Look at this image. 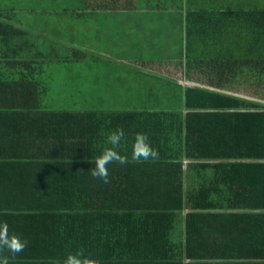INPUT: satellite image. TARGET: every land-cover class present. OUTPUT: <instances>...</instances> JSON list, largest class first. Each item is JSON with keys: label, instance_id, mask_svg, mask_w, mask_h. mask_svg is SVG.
Instances as JSON below:
<instances>
[{"label": "trees", "instance_id": "16d2710c", "mask_svg": "<svg viewBox=\"0 0 264 264\" xmlns=\"http://www.w3.org/2000/svg\"><path fill=\"white\" fill-rule=\"evenodd\" d=\"M117 1L105 3L177 13L185 34L169 56L182 83L133 68L175 90L179 109L80 107L75 96L52 110L44 58L91 54L33 42L20 15L50 4L0 0V224L26 241L18 253L0 245V257L264 264V0ZM117 131L121 159L104 182L92 161ZM138 134L155 157L133 158Z\"/></svg>", "mask_w": 264, "mask_h": 264}, {"label": "crops", "instance_id": "0c3cea01", "mask_svg": "<svg viewBox=\"0 0 264 264\" xmlns=\"http://www.w3.org/2000/svg\"><path fill=\"white\" fill-rule=\"evenodd\" d=\"M35 1L50 4V11L40 10L31 15L23 13L20 19L23 26L33 33V42L38 47L61 40L81 45L91 54L86 61L75 57L44 58L43 64L49 72L45 75L51 87L57 79L55 95L46 100L51 104L49 108L64 109L67 104L59 105V98L70 102V97L75 96L84 99L79 101L80 107L99 108L102 105L130 112L145 107L156 110L181 107L175 90L153 78L154 81L148 79V74L141 77L142 72L133 68L141 66L143 72H155L182 83L178 69L172 66L178 64L169 56L178 48L179 40L185 34L181 21L175 18L176 12L149 9L147 6L120 8V3L106 5L107 0ZM55 1L57 5L54 6ZM184 8L183 4L182 13ZM143 50H159L165 57L161 54L162 57L154 58ZM68 87L76 92L67 100L65 90ZM26 95L28 97L32 93L26 92ZM21 110L26 112L24 106Z\"/></svg>", "mask_w": 264, "mask_h": 264}, {"label": "clouds", "instance_id": "9594fccd", "mask_svg": "<svg viewBox=\"0 0 264 264\" xmlns=\"http://www.w3.org/2000/svg\"><path fill=\"white\" fill-rule=\"evenodd\" d=\"M122 133L119 131L112 133L109 136V147L104 148L98 156L94 158V166L91 168V175L98 177L102 181L107 182L109 177V169L107 165L110 162L120 160L121 156L117 151V146L120 141ZM136 144L139 145V150L133 151V158L143 157L147 159L149 156L155 157L156 151L147 143V138L143 134H138L136 137ZM26 241L16 235H9L8 226L6 223L0 224V245L7 246L11 252L18 253L25 247ZM0 264H8V257H0Z\"/></svg>", "mask_w": 264, "mask_h": 264}, {"label": "rangeland", "instance_id": "374dc122", "mask_svg": "<svg viewBox=\"0 0 264 264\" xmlns=\"http://www.w3.org/2000/svg\"><path fill=\"white\" fill-rule=\"evenodd\" d=\"M19 1V3L21 4V2L22 3H24V4H26L27 3V0H18ZM55 5H57V2L55 1L54 2V6ZM177 43V42H176ZM176 43H174V44H176ZM170 49V48H169ZM144 51H148V50H143V52ZM142 51L141 50H139V53H141ZM150 56H152V57H162V56H160L161 54H163V52H159V50H149L148 52H147ZM164 55V54H163ZM164 57H165V55H164ZM165 59V58H164ZM165 62V61H164ZM48 91H49V97H52V96H54L55 95V91H57V79L52 83V87H51V85H49L48 86V89H47ZM76 91H73L71 88H66V90H65V97H66V99L68 100L69 99V96L71 95V94H73V93H75ZM103 100H107V98H104Z\"/></svg>", "mask_w": 264, "mask_h": 264}]
</instances>
